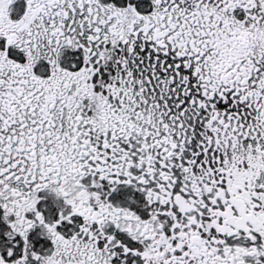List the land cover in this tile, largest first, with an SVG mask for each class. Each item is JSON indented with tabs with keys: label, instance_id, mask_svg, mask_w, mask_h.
<instances>
[{
	"label": "snow or ice",
	"instance_id": "obj_1",
	"mask_svg": "<svg viewBox=\"0 0 264 264\" xmlns=\"http://www.w3.org/2000/svg\"><path fill=\"white\" fill-rule=\"evenodd\" d=\"M0 264H264V0H0Z\"/></svg>",
	"mask_w": 264,
	"mask_h": 264
}]
</instances>
